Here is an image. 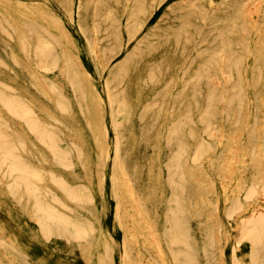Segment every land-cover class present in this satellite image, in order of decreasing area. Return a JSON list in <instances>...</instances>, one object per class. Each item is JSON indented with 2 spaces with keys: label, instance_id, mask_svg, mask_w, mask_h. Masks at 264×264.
<instances>
[{
  "label": "bare ground",
  "instance_id": "1",
  "mask_svg": "<svg viewBox=\"0 0 264 264\" xmlns=\"http://www.w3.org/2000/svg\"><path fill=\"white\" fill-rule=\"evenodd\" d=\"M39 1L0 0V252L10 255V234L19 240L21 234L30 238L37 231L45 241L60 237L71 244H53L54 251L68 258L79 248L91 259L89 264H113L114 241L100 220L107 208L104 181L109 175L113 218L124 230L122 264H217L216 238L202 226L207 223L198 219L202 202L194 200L204 189L194 178L203 173L205 161L227 157L243 121L250 152L241 161L264 160V56L236 53L264 48V37L253 39L264 31L259 34L246 12L254 0H56L93 57L100 48L102 70L135 40L108 68L103 93L80 63L76 40ZM160 7L159 17L147 26ZM260 15L264 18V11ZM177 63L183 69L181 93L189 69V118L187 108L180 117L173 115ZM12 77L17 85L11 84ZM153 86L158 90L149 91ZM52 100L55 107L47 118L45 109ZM76 130L95 135L88 147L104 146V155H93L90 165L85 147L70 134ZM154 149V179L165 192L162 202L159 196H132L135 189L142 190L136 183L145 176ZM48 156L59 172L48 169ZM188 160L189 175L183 169ZM85 173L98 176L97 188L83 181ZM117 179L131 186L124 190L139 203L137 210L151 200L154 210L163 207L159 257L138 241V230L135 240L125 230L124 209L133 205L123 204ZM228 193L235 197L224 200L222 211L226 224L235 225V234L223 264H264V203H248L264 195V179L224 190L225 197ZM22 210L36 225L22 219ZM135 217L141 226L140 215ZM244 241L250 248L246 253L239 251ZM16 255L17 264L22 257L28 264H45L42 259L27 261L28 250L19 249Z\"/></svg>",
  "mask_w": 264,
  "mask_h": 264
},
{
  "label": "rangeland",
  "instance_id": "2",
  "mask_svg": "<svg viewBox=\"0 0 264 264\" xmlns=\"http://www.w3.org/2000/svg\"><path fill=\"white\" fill-rule=\"evenodd\" d=\"M39 2H42L45 8H47L49 11H51L61 22L63 28L65 31L68 32V35L71 40H76L79 51L77 52L79 55V61L80 63L85 67L84 70L88 71V75L90 77L95 78V81L97 82L98 90L103 93V81L108 74V68L115 65V61L117 58H119L126 50L127 48L131 47L134 44L135 40H131L128 43V46L122 50V52L115 57L110 59V64H107V68L102 70L100 68V65L105 62V60L101 56L100 48L98 47L96 50V55L94 56L90 53V51L85 47L83 37L77 32L76 30V24H73L69 21L67 16L65 15L63 9L58 5L56 0H40ZM6 3L9 5V7H12V3L9 1ZM258 4V6L256 5ZM14 6V5H13ZM256 10L254 9L255 7ZM247 7H249L247 9ZM246 7V12L248 13L249 20H253V23L256 24L258 27V32L263 33L264 31V18H261L260 13L264 11V0H254L250 5ZM258 9V12H257ZM162 11V7L158 8L153 15L148 20L147 26L151 25L153 21L159 17L160 13ZM259 13V14H257ZM43 20H46L44 18ZM256 20V21H255ZM61 29V28H58ZM263 34L254 36L253 39L260 40L262 39ZM264 40V39H262ZM18 50V49H17ZM19 51V50H18ZM160 51L158 50L159 54ZM237 55L240 56H247L249 58L257 56L261 57L264 56V48L262 46H257L252 51H246L241 50L236 52ZM182 66H180V63H177L176 66V72H175V86H174V92L176 94V102L175 107L176 109L173 110V115L180 117L183 112H181L183 109H188V118H189V69L187 70V85L186 88H184L183 92H180L182 81L180 80V75L183 71L181 69ZM2 72V71H1ZM0 72V74H1ZM64 80V78L59 79L60 81ZM11 84L17 85L18 82L12 77L10 79ZM45 91H47V88H44ZM158 90V86H153L152 89H149V91ZM54 98V97H53ZM52 98V99H53ZM55 100H52L49 102L48 106H46V113L44 114L47 118L49 117L48 111H50V108L55 107ZM264 109V106H263ZM56 115H61L62 113L55 112ZM171 115V114H170ZM97 119H99V114H96ZM172 116V115H171ZM248 118V116H245L244 119ZM96 119V120H97ZM104 119L108 124V138L109 141H113V129L110 126V113L109 109L106 108L104 113ZM264 122V119L262 120ZM99 123V121H96ZM87 129V128H86ZM76 134L78 142L85 147V154H87V164L90 165L91 158L93 155H104V146H101V148L95 149L88 147L86 144L88 141H93V137L95 136L93 133H90V131L84 132L86 136L80 135L81 130H76L74 132H70V134ZM237 135V136H236ZM239 135V136H238ZM236 136V138H235ZM238 137V139H237ZM237 139V140H236ZM248 136L246 131V123L243 121L240 128L236 130V133L234 134V137L232 138V141L230 143V148L226 152V156L221 162H209L205 161L203 163V173L202 174H195L194 182L197 183V185H202L204 189L203 195H198L194 198L195 201L202 202V211L199 212L198 219L202 221H206L204 225V229L206 230H212L213 234L215 236V243L216 247L214 249L217 251V264H223L225 260H228L227 254L230 252V246H231V240L230 237L235 234V225H227L225 221V217L223 215V204L224 200H232L235 195L228 193V196H224V190L230 191L233 187L240 189L243 185H246L249 182H261V180L264 179V160L263 161H250V160H243L241 161V158L248 159V154L250 152V148L248 146ZM189 143V139H188ZM189 147V146H188ZM236 149V152H235ZM261 149V148H259ZM157 150L154 149V154L150 156V159L148 160V165L145 167V176L140 179L136 184L142 186L141 191L138 189L134 190V193L132 196L135 198L138 197V195H142L143 197H156L159 196L160 202L164 201L165 192L162 190H158V187H156L155 178V169H154V157L157 154ZM238 154V155H237ZM236 158V160H235ZM234 161V162H233ZM48 169L59 172V168L57 167L56 163L53 159L48 156ZM110 166L111 161L109 162L108 166V174L110 172ZM189 160L188 162L183 165V169L188 172L189 175ZM192 169V168H191ZM234 169V171H233ZM257 172L258 178L254 177V173ZM99 175V174H98ZM229 176V178L227 177ZM91 177L90 174L85 173L83 181L86 182L88 185L93 187V189L97 188L98 186V176L96 178ZM71 180V179H69ZM116 180V183L119 182V185L123 187V190L126 188H131V186L127 183L125 179ZM82 181V180H80ZM109 175L105 177V183H104V189H105V196L107 200V208L105 209V217L102 215L100 216V220L104 221L105 230L107 235L114 241V248H113V264H122L121 262V254L123 253V238H124V230L123 228L118 225L113 216L115 211V200L112 197L111 194V182H110ZM49 185H52L50 182H48ZM136 184H134L136 186ZM188 193L185 198V209L187 212L188 217V226H189V179H188ZM0 192H2V189H0ZM124 199L122 200L123 204L125 205H133L129 209H124L123 213V221L126 223L125 230L128 231L129 237L133 240L134 236H137L134 233L138 232V241L145 244L149 250L153 254V257H159V250L157 247V244L159 243L161 235L159 234L161 232V224L160 220H158V217H161L164 212L163 207H160V209H153V206L155 205V202L151 201H145L146 204H144V209L138 208L139 203L136 200L129 199V194H127L126 190L123 192ZM240 199H244L243 192H240L238 195ZM264 195L257 194L254 198L248 199V203L252 206L257 203H264ZM259 198V199H258ZM260 198H262L260 200ZM217 204V208L214 209L213 203ZM71 203V202H70ZM215 204V205H216ZM248 205V207L250 206ZM184 209V210H185ZM23 211V212H22ZM21 211V217L23 220H25L28 223L36 225V223L29 217L27 213H24V210ZM0 212L2 213V210L0 208ZM130 215L135 216L140 215L142 221H140L139 225L137 227V222L134 220V218L130 217ZM94 216V215H93ZM93 218L99 219L98 215L94 216ZM209 221V222H208ZM15 228H13V231ZM12 232V230H11ZM1 234V233H0ZM1 236V235H0ZM1 238V237H0ZM10 241H11V253L7 257V254L5 251L0 252V261H8L9 264H17V251L19 249L22 250H28L31 255H29L26 260L32 261L34 259L43 260L45 264H89L91 262V259L82 254L79 248H74L76 250V255L73 256V258H68L64 254H61L60 252L54 251L53 244H58L64 248H67L68 244L66 241L60 237H53L50 241H45L41 235L35 231L34 235L30 238H28L26 233H23L20 235L19 240L14 239L12 234H10ZM141 245V244H140ZM249 243L247 241L242 242L239 251L246 253L249 251ZM137 251V250H136ZM137 254V252H136ZM135 257V256H134ZM245 259L249 260L248 256H245ZM143 260V259H142ZM21 264H28V262L25 261V259L21 258Z\"/></svg>",
  "mask_w": 264,
  "mask_h": 264
}]
</instances>
